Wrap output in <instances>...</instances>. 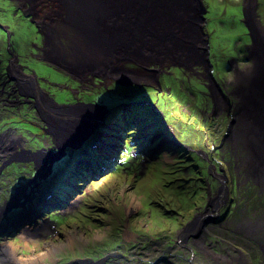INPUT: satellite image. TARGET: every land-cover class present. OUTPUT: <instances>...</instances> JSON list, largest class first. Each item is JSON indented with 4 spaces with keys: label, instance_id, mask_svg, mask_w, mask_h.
<instances>
[{
    "label": "rangeland",
    "instance_id": "obj_1",
    "mask_svg": "<svg viewBox=\"0 0 264 264\" xmlns=\"http://www.w3.org/2000/svg\"><path fill=\"white\" fill-rule=\"evenodd\" d=\"M224 1L209 0L210 13L204 6L203 14L207 53L210 57L216 52L221 57L218 61L214 55L215 67L213 71L208 68L221 93L213 95L207 68L199 63L184 65L167 60L146 64L138 59L144 66L129 60L109 63L116 73L106 78L96 73L87 74L85 79L70 74L55 60H44L37 41L31 47L35 55L25 51L22 43L30 46L34 40L24 35L17 40L18 34L29 28L37 38H43L39 18L36 21L19 2L0 0V52H9L6 49L12 44L15 51L19 46L23 56H32L38 75L26 74L37 76L40 88L55 95L57 104L72 106L74 116L70 117L75 121L92 120L84 126L93 125L95 113L102 114L96 128L58 148L48 124L36 108H29L27 94L18 99L20 110L18 104L3 102L15 107H7L9 111L0 117V133L2 128H12L26 142L22 143L24 151H18L21 155L0 162V214L6 205L22 201L26 193L38 191L47 183L56 201L50 207L52 212L38 220V226L45 230L25 235L20 230L16 235L2 236V241L12 243L24 259L46 254L43 264H102L107 259L106 264H153L156 258H150L146 244L171 238L177 242L178 231L201 217L206 208L212 209V199L221 193V175L225 176L227 199L218 204L213 219L228 223L227 233L249 237L240 231L249 232L246 226L264 216V186L258 185L264 182L245 166L246 139L238 114L247 95L239 72L251 66L255 45L250 47L251 32L244 21L241 23L238 5ZM11 8L16 10L19 31L4 18L13 13ZM38 8L43 15L45 9ZM234 41L238 42L236 47ZM38 62L51 67L50 74L41 71L46 67ZM76 108L94 114L82 118ZM98 143L101 146L95 154L84 157L85 148L90 150ZM37 152L48 154L38 157L41 173L33 157ZM7 193L11 195L8 204L2 199ZM61 201L66 204L58 208L56 203ZM238 225L245 227L239 229ZM112 256L116 257L110 259Z\"/></svg>",
    "mask_w": 264,
    "mask_h": 264
},
{
    "label": "bare ground",
    "instance_id": "obj_2",
    "mask_svg": "<svg viewBox=\"0 0 264 264\" xmlns=\"http://www.w3.org/2000/svg\"><path fill=\"white\" fill-rule=\"evenodd\" d=\"M11 1L19 2L18 5L25 9V12L31 14L33 18H36V21L39 18L37 23L43 38L41 35L37 38V35L29 28H27L28 30H21L18 34L17 40L20 39L21 35L34 40L31 41L30 46L22 43V47H26L25 51L28 54L35 55V48L33 50L31 47H35L38 42V45H42L41 48L38 47L37 49L43 50V59L50 62L55 60L70 74L74 75L76 73L78 77L85 79L87 74L96 73L101 76L103 74L106 78L110 73H116L109 63L116 65V63H125L129 60L138 65V59L146 64H159V62L167 60L181 62L184 65L199 63L207 68L205 72L212 94L214 95L216 92L219 95L221 94L211 72L208 70L211 65L209 54L207 55L206 52V54H203L202 47L205 43L198 28L199 22L196 21L197 11L195 10L194 0H39L37 4H35L37 0ZM39 5L45 9L43 15H39L41 11L38 8ZM11 9L13 13L4 15V18H7L17 29L16 10ZM18 17L22 18L21 15ZM248 20V28L251 32L248 35L249 38H252V40L250 38V47L255 45V55L251 61V66L239 72L240 79L244 85L246 84V90L244 91L247 99L244 102L241 101L246 108L242 114L238 115L240 116L239 125L242 127L241 134L246 139L244 142V146L247 148L245 166L247 165L248 169H252V171H249L251 175L254 173L257 179L264 182V108L261 101L264 98V39L260 30L256 28L255 20L250 17H248ZM35 41L37 42L35 43ZM237 43V41H234L233 46L236 47ZM27 60L30 63L33 62L28 56ZM74 60L76 63H74ZM38 63L42 65L44 62ZM43 66L46 67V70L41 66L40 70L50 74L48 70L52 71L51 67L49 68L45 63ZM10 67L12 68L11 72L15 74L17 79V89H21L22 86L31 95L38 96V100L34 101L36 107L39 108L37 113L43 122L49 123L48 126L53 125L51 128L49 126V135H52V141L58 148H63L62 144H66L67 141L76 142L77 139L83 137L87 129L92 130L101 123L102 114L100 112L95 113L96 123L93 125L84 126L92 120L87 122L75 121L73 117H70L74 116L72 106L67 103L59 105L54 100L55 95H50L42 89L36 90L38 88L37 78H30L26 74L19 76L18 67L13 61ZM22 94L24 93L22 92ZM247 108L248 110H246ZM93 114L89 109L84 112H80V109L77 111V116L82 118L93 116ZM2 140L5 141L7 146L0 149V160L3 159L1 158L3 155L8 157L11 152L14 155L17 152L16 150L24 151L22 143L26 140L18 136L14 130L7 131ZM17 155H19V152ZM40 156L45 155L42 152L33 155L35 157L34 162H37V167L41 173L42 167L38 165L40 160L38 157ZM43 162L46 163L44 160ZM220 178L222 186L218 191L221 193L219 194L220 197L212 199L211 211L213 212L217 211L220 202L221 204L225 203L227 199V187L223 185L226 181L225 176L221 175ZM258 185L264 186V184ZM211 211L209 213L213 216ZM199 220L204 222L205 218L200 217ZM202 222H198V224H203ZM5 223V220H0V264H43L41 260L46 254L24 259L17 254L12 243L1 240L2 229L6 228ZM252 227L256 228L257 232H263L260 235L256 234L261 237L262 241L264 238V216L253 223ZM27 228L23 229L24 235L45 230L43 226L35 228L30 226L28 230ZM244 234L247 235V231H244Z\"/></svg>",
    "mask_w": 264,
    "mask_h": 264
},
{
    "label": "flooded vegetation",
    "instance_id": "obj_3",
    "mask_svg": "<svg viewBox=\"0 0 264 264\" xmlns=\"http://www.w3.org/2000/svg\"><path fill=\"white\" fill-rule=\"evenodd\" d=\"M204 1L206 4L204 6H207V11H209V0ZM224 2L227 4L233 2L238 5V8L242 13L241 23H243L244 21V23H246L248 26V17L254 19L256 28L260 30L261 35L263 36L262 38L264 39V0H225ZM209 13L210 11L208 12V14ZM205 20L207 19L205 18ZM30 26L33 27L32 21L30 23ZM9 36L10 35L8 34V37ZM11 46L12 44L9 45V47L6 49L9 52H0V117L5 115L6 111H9L8 108L15 107H9L6 104L3 105V102H7L9 105L18 104V99L20 96H22L23 92L22 86L21 89H17V79L15 74L11 72L12 68L10 67L12 61L16 63L18 67L17 72L19 73V76L25 75V71L33 72L34 75H38V73L33 69V63H30V61L27 60V56H23L22 53H19L18 46L16 49L18 53ZM214 55L218 61L221 60V57H219L218 53H212V55L209 57L211 64L210 68L212 69V71L215 67V64L213 63L216 60L214 59ZM217 68H219V66ZM34 75L28 76H30V78H37V76ZM37 84L39 86V82ZM28 97L30 98V100L27 101L29 108H36V105L34 104L36 98H32L30 96ZM20 109V104H18L17 110ZM11 130L14 129L7 127L2 128V133H0V149L7 146V144H5V141L2 139L5 136V133ZM16 151L17 152L14 155L18 153V150ZM14 155L12 154V152L8 157H5L6 155H3L1 157L3 159H1L0 162L7 163L8 161H10V159H14ZM1 170L2 169L0 168V173ZM22 192L24 191L22 190ZM10 196L11 195L7 193L5 196H2V199L6 198V203L8 204L11 202L9 198ZM9 205L11 204H8L7 206ZM210 211V208H206L201 215V217L205 218L203 224H198L197 227L187 229V231L183 229L178 231L177 235H175L178 238L177 242L176 238H171L167 242H164V240L162 239H156L155 242L151 241L149 245L146 244V246L150 250V258H156L153 264H264V259L263 261L260 260V258H264V238L261 241V237L258 236L263 232H257L251 224L246 226L249 230V232H247L249 237H246L242 234H240L242 235L240 236L236 232H232L229 234L227 233L229 231V224L225 223L223 220L215 221V219H213V216L217 214V211H211L213 216L209 213ZM212 221L213 225L211 224ZM238 226L239 229L245 227V225ZM244 231L246 230H241L240 232L244 234ZM243 236H245L249 240L244 238ZM115 257L116 256L110 259H114ZM122 259H125V257H123ZM108 261L109 259H107V261L104 260L102 264H106V262ZM76 263L86 264L87 262L77 261L71 264Z\"/></svg>",
    "mask_w": 264,
    "mask_h": 264
},
{
    "label": "water",
    "instance_id": "obj_4",
    "mask_svg": "<svg viewBox=\"0 0 264 264\" xmlns=\"http://www.w3.org/2000/svg\"><path fill=\"white\" fill-rule=\"evenodd\" d=\"M197 5L195 7V10L197 11V20L199 22L198 24V28L199 31L202 33L203 35V42L205 43V45L203 46L202 50H203V54L207 53V49H208V43L207 40L205 38V32H203V26L202 24L204 23V15L206 13L205 9H204V5L203 3L199 0L197 2H195ZM204 14V15H203ZM206 52V53H205ZM208 55V53H207ZM38 90V89H36ZM30 97H36V99L38 100V96L37 95H31L30 93H28ZM261 101L263 102V108H264V98L261 99ZM246 108V106L244 105V109ZM243 108H239V115L242 114V110H244ZM37 110L39 111V108L37 107ZM49 124V123H48ZM50 128L53 127L52 124L49 125ZM61 155V154H60ZM58 155V156H60ZM37 165V162H36ZM41 176L42 177H45ZM101 177V176H100ZM97 178V180L100 179ZM48 184L43 186L42 188L45 189H41V191H39V193L37 195H33L32 194H28L26 193V195H24L22 198V201L19 199V201H16V203L14 205H9L6 206L4 209H2L1 212H4L0 215V220H2L3 218H7L9 216H5L7 214H10V219L7 218L5 219V226L6 228L3 229V235L2 236H11V235H16L17 232H19L20 230H23L24 228L28 227V225H33L34 223L37 222L38 219L42 218L45 214L51 213L52 210L54 208H50L52 206L53 201H56L54 193H52V191H50V189H47ZM47 192L43 191L46 190ZM40 194V195H39ZM5 210V211H4ZM200 218V217H199ZM198 219H195L191 222H189L187 224V228L195 226L196 224H198L197 222L199 221ZM9 219L8 223L7 220ZM203 223V222H202ZM187 228L185 229V231H187Z\"/></svg>",
    "mask_w": 264,
    "mask_h": 264
}]
</instances>
